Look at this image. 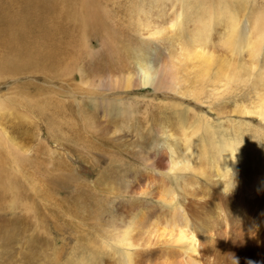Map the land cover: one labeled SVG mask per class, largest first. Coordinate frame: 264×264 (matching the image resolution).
<instances>
[{"label":"rangeland","instance_id":"374dc122","mask_svg":"<svg viewBox=\"0 0 264 264\" xmlns=\"http://www.w3.org/2000/svg\"><path fill=\"white\" fill-rule=\"evenodd\" d=\"M112 1L67 0L63 5L66 12L93 7L98 12L93 25L83 21L84 13L72 21L83 35L82 55L93 51L90 61L77 59L76 64H84V80L68 59L53 64L39 52L22 66L10 46L8 60L0 61V140H5L0 144V176L8 174L22 191L11 208H0V264H164L170 254L174 264H230L231 259L235 264H264V83L256 77L264 69V49L257 55L246 43L264 35V0H227L235 18L231 29L223 21L211 22L210 12L200 15L201 8L213 4L210 0H175L173 13L167 6L158 18L160 27L148 26V6L146 21L134 16L132 7L150 0H115L117 8ZM215 1L213 6L221 5ZM182 2V8L191 10L190 22L183 19L191 27L185 31L192 35L188 40L201 44L208 35L204 51L229 60L235 80L217 76L215 69L203 73L193 61L190 70L201 87L197 95L189 87L181 93L177 83L183 76H170L156 86L141 79L128 84L150 45H161L160 57L173 68L171 41L155 35L159 29L179 30L182 16L173 19ZM256 12L260 33L249 30ZM113 13L115 19L110 18ZM116 13L124 20H117ZM201 23L203 33L198 34ZM230 30H235L233 36ZM67 62L69 75L60 67ZM108 68L114 73L113 86L101 81ZM23 76L36 77L26 81ZM127 101L134 103L128 111ZM207 126L216 130L215 141H221L219 135L232 138L235 160L219 170L222 151L215 148L182 169L187 149ZM223 181L232 183L225 193L231 195L225 207L228 234L212 215L215 206L185 207L206 192V200L211 193L224 195ZM162 189L169 190L172 202L159 197ZM181 207L192 216L211 214L196 215L186 230V237L203 236L205 250L200 253L164 246L176 233L170 232L167 219ZM130 227L132 245L126 253L131 257L124 258L119 240ZM232 242L244 253L235 256L228 249Z\"/></svg>","mask_w":264,"mask_h":264},{"label":"bare ground","instance_id":"6f19581e","mask_svg":"<svg viewBox=\"0 0 264 264\" xmlns=\"http://www.w3.org/2000/svg\"><path fill=\"white\" fill-rule=\"evenodd\" d=\"M65 1L67 0H0V61L8 60V56H9L8 54L10 52L8 47L10 46L12 47V51H11L12 54L13 55L17 54L22 59L23 61L22 66H25L27 62L32 61L36 57L37 52H39L40 56L43 59L51 60L53 64H56V62L53 60L68 59L72 65L79 68L78 72L81 75L80 78L81 80H84L85 76H83V71L86 70L84 68V64L82 65L76 64L77 59L85 58L86 60L90 61L93 51L90 49V51L86 55H82L81 39L83 38V35H79L77 33L76 28L73 27L72 25V21L75 18H78L80 14L84 13V15H86L87 17V20L84 18L85 20L83 21H87L89 24L93 25L97 21L95 15L98 16V12L95 7L87 8L82 13H77L74 11L66 12L64 11L63 8ZM210 1L213 4L218 3L215 0H210ZM220 1H221L220 6L215 7L213 6V4H211L208 8H201L200 15L205 17L206 14L210 12V16L212 17L211 22L220 23L221 21H223L221 24L227 25L231 29L233 24L235 23V18L233 17V13L230 10V7L232 5L227 0H220ZM232 1L234 0H230L231 3ZM115 2H116L115 0L112 1L113 8H117V3ZM183 5L184 2H182L181 6H179V11L178 12L175 11L174 13L175 18L173 19L174 22L176 21V19L182 16V20L179 21L177 24L179 30L173 32L172 28L168 30L166 28L164 29V31L163 29H159L155 35L159 39H163V40L165 39L171 41L170 47H172L173 51L169 53V56L172 55L173 62L171 61L170 62L172 63L173 68L172 69L171 67L169 68V66L166 64L165 59L160 57V51L162 48L161 45L158 46L150 45L149 46L150 52L148 53V57H146L143 60L142 59L139 60L140 56L139 58H136V60L138 59L140 61V63L138 62L139 73L135 71L132 72V74L136 76H132V78H128L127 79L128 84L131 85L134 80L141 79L143 84L156 86L157 84H166L170 80V76H183V79L181 78L180 81L179 79L177 80L179 81L177 84L181 89V93L183 94L184 92L183 90L186 87H189V90L193 94L197 95L201 90V87L199 88L198 86H196V83L199 81V79H197L199 78V76L193 75V72H191L190 70V68H193L191 67V65L194 66L193 61L198 65L199 69L203 73H208L209 70L215 69V74L217 76H220L221 78H225L229 81L235 80V76H237V74L230 69L231 63H229V60H226L225 58L215 59L216 57L213 58L211 52L204 51V47L206 46L205 42L209 38L208 35H206L205 38H203V42L200 41L201 44L198 43L199 44L198 48H197L198 44L196 42H195L196 44H194L193 42H191L192 40L191 41L188 40V37L192 35L191 34L186 35L185 31H188V29L191 30V27H189L188 24L183 25L184 24L183 19L187 21V23L190 22L188 12H191V10L189 6L188 8H182ZM233 5H235L234 2ZM135 6L136 7L135 8L132 7V9L134 16H136L137 20L143 22L146 21L145 8L146 6H148L149 12L151 14L150 20L147 23L148 26L152 27V25L155 24V27L158 26L160 27L159 24H161V21L158 18L163 13L162 11H164V9L167 6H169L171 8V12L173 13L174 8L177 6V3L175 2V0H150L148 2V5L145 6L135 5ZM257 13L258 12H256L254 18L251 19V22L248 19L246 20V23L247 21L250 22L251 26H249V30L252 31L253 33L255 31L256 33H260L261 28L263 29L261 24L262 21L260 20V15ZM116 16L118 17L117 20H124L123 16L120 13H116ZM110 18L115 19L116 18L115 14L114 13L111 14ZM199 27H200L199 30H197L198 34L203 33V23H201ZM234 31L230 30V34L229 33L228 34L230 36H233ZM177 33H179V35H177L176 37ZM247 37L249 38V36ZM250 39L252 38L250 37ZM139 40H141V37ZM196 40H200V38L196 37ZM246 43L258 55L260 51L264 49V35L256 34L254 40H251L250 42H247L246 40ZM136 49L140 50L141 48L138 45H136ZM28 51H33V52H28ZM70 62L65 63L64 66L63 65L60 66L62 69L67 70V75L71 73ZM119 66L122 67L121 65ZM170 70H173L174 72H176V74L172 72L171 73L172 75H170ZM101 73L102 74L105 73L108 75L105 76L104 78H101V81H104L108 86L109 85L113 86L116 84L115 79H113L112 76L114 73L111 71V68H108L107 72L103 71ZM100 75L101 74L97 76ZM258 75L259 76L256 77L259 80H261L262 83H264V69L260 70ZM185 76H190V77L188 79H184ZM34 77L36 76H23V79L26 81H31L34 80ZM64 77H70V76H64ZM216 78L218 79V77ZM88 79H90V77H88ZM132 103H133L132 101L126 102V104L124 105L126 111H128V109L134 104ZM101 107L106 109L107 111L111 109L110 106H104L103 104ZM214 136H216V130H214L213 128L207 126L203 129L202 137L204 138L201 139L202 138L201 137L196 144L189 146V148L187 149V154L184 155V159L185 158L186 159L185 161L182 162L183 163L182 169L185 168V166H190L192 160L195 159L198 160L202 156L208 154L209 150L215 148L220 149V151H222L223 159L220 162H218V167H217L219 170L223 171V169H226V167L230 166L233 163V161L235 160V155H234L235 151L233 146L235 144H233L232 138H227L219 135L221 141H215ZM193 141L194 139L191 140L189 143ZM175 142L176 141H174V146H176ZM4 143L5 140H0V144H4ZM4 150H6V148ZM186 156H189L188 157L189 159ZM223 160H225V162H223ZM192 164H194V162H192ZM224 176H226V174ZM226 182L228 181H223L224 195L223 194L212 195L211 193L210 196L212 198L210 200H206V198L209 197L206 196L207 195L206 192L204 195L202 194L196 196L194 199L188 200V204L185 207L191 205H200V204H202L203 206L208 204H211L212 207L215 206L213 209L214 213H212V215L222 223L221 225L224 228L223 232H225V234H228L231 228L230 224L228 223L230 217L227 215L225 207H227L226 198L227 196L231 197V195L230 194L227 195L225 193H229V188L232 183L231 182L226 183ZM19 185L16 182H14L6 173L0 176V208H11L16 201L22 198L21 196L18 195L19 192L20 195L22 192L20 190L18 192ZM191 185L192 183H189L188 185L184 183V186H187L188 188ZM22 196L24 197V195ZM159 197H161L162 199L164 197L163 200H165L166 197H169L170 202H172L174 198V197L172 198V196L169 195L168 189H164L162 191V195H160ZM262 200H264V196ZM259 202L258 204L261 203ZM250 203L252 202L247 201L246 203L247 206L248 204L251 206L252 204ZM21 204L23 205L22 202ZM182 207L178 211L173 213L171 219L170 218L167 219L168 221L167 227L170 229V232L173 234L175 231L176 233L174 234L173 239H168L164 242V246H166V249L179 248L182 253L185 252L186 249L190 251L191 249H193V251H197L200 253L202 252V250L203 251L205 250V248H203V244H204L203 238L200 239V237L203 236L200 234L197 235L199 239H195L193 237H186L185 236L186 230L191 220L196 221L195 218L196 215L203 214L210 217L211 214L201 211L199 214H194L192 216L190 213L192 211L189 210L188 213ZM255 219H257V216H255ZM132 220H135V218ZM252 222L253 220L250 219V224H252ZM131 229L132 227H130L129 229L125 228L124 233L121 236L122 238H120L119 240V245L121 246V248H123L122 251L119 252V254H121V256L125 254L124 258L131 257V254L126 253V249L132 245V237L130 236ZM166 249L164 250V248H162L159 251H166ZM228 249L235 256L238 253H244L243 251H240V247L234 244L233 242L228 244ZM171 253H174V251L172 250ZM173 259L174 256L170 254L165 259L166 262H164V264H174L172 262ZM229 263L235 264L236 261L234 259H231Z\"/></svg>","mask_w":264,"mask_h":264}]
</instances>
